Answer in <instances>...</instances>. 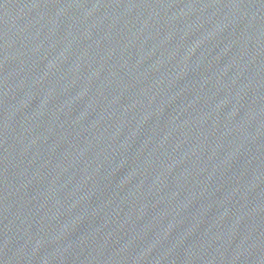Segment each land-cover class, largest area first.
Returning <instances> with one entry per match:
<instances>
[{
	"label": "water",
	"instance_id": "obj_1",
	"mask_svg": "<svg viewBox=\"0 0 264 264\" xmlns=\"http://www.w3.org/2000/svg\"><path fill=\"white\" fill-rule=\"evenodd\" d=\"M0 264H264V0H0Z\"/></svg>",
	"mask_w": 264,
	"mask_h": 264
}]
</instances>
